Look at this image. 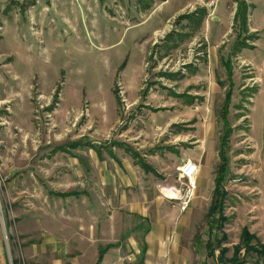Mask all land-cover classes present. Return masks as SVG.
Returning <instances> with one entry per match:
<instances>
[{
	"label": "rangeland",
	"instance_id": "1",
	"mask_svg": "<svg viewBox=\"0 0 264 264\" xmlns=\"http://www.w3.org/2000/svg\"><path fill=\"white\" fill-rule=\"evenodd\" d=\"M246 2L256 48L243 52L234 48L242 30L234 22L237 0H0V221L15 264H50L42 224L92 218L95 198L105 200L93 171L132 160L124 147L113 146L115 159L103 148L101 162L88 146L58 148L66 143L117 141L148 155L160 171L156 180L173 183L186 153L202 154L214 178L228 84L221 60L229 57L237 86L228 176L244 182L225 202L228 255L244 227L264 243V0ZM199 7L208 11L200 25L180 18ZM74 189L90 196L51 192ZM206 190L208 207L212 185ZM198 221L202 238L210 222L204 212ZM242 259L264 264L255 253L243 251Z\"/></svg>",
	"mask_w": 264,
	"mask_h": 264
},
{
	"label": "crops",
	"instance_id": "2",
	"mask_svg": "<svg viewBox=\"0 0 264 264\" xmlns=\"http://www.w3.org/2000/svg\"><path fill=\"white\" fill-rule=\"evenodd\" d=\"M247 34H250V32H247ZM247 34L245 33V36ZM249 43L254 45L251 42ZM234 48L236 51L243 49L244 52L246 51V48L251 47H240L238 44H235ZM255 48L256 47L254 45L252 49ZM221 61L226 69L228 79V84L222 83L223 86L227 87L225 100L228 90L232 88V103L234 99L235 87L237 86L233 62L230 57ZM228 67L232 69L231 77L229 76ZM245 86L246 85L241 86V89L246 88ZM260 87L261 88L258 92L257 98L261 97L260 93L263 92L261 84ZM172 95L176 97H184L187 95L189 98L188 102H193L195 99V96L190 95V93L174 92ZM172 122H175L174 117H172ZM93 143L97 145L101 144L96 142ZM83 147L85 146L79 148H69L66 152H71L72 149H81ZM88 147L95 150L99 160L104 162L105 157L103 155V148L102 152H98L97 149L90 146ZM104 149L108 151L112 159L117 158L115 152L113 151V146L111 148L104 147ZM124 149L126 150V148ZM131 149L134 150L133 148ZM176 149V147H170L169 150L171 152H178ZM134 151H138L154 170H146L143 168L140 164L136 163L131 152L126 151L131 156L132 160L130 161L128 158H125L120 165L122 169L114 167L116 169L113 171H106L103 167H99V169H95L93 171L102 179L103 188L102 184L100 185V188L103 190L102 193L105 196V200L100 199V202L97 197L95 198V200H97L101 205H97L96 208L99 209H92V218L79 220L69 218L50 219L42 224L44 226V244L46 246H50L52 249L51 253L46 252L44 254L47 260L50 259L48 263L232 264L230 262H223L220 260V250L218 248L213 250L212 253H209L208 247L206 246L209 240H214L216 237L220 238L222 234L225 233V225L229 221V218L224 224V227L220 229L218 226L220 223V212H216L213 215L211 213L214 201L217 172L214 178L211 177L210 172L208 175L207 173L205 174V167H207V165L203 162V155H190L189 153H186L184 157H190L191 160L198 162L200 164V171L196 177L197 188L195 197L192 199L189 208L186 211H181L177 200L166 198L160 193V189L158 190L157 188L158 184H163L168 187L176 186L179 182L177 181V183H173L169 176L164 178V180H156L154 176L159 175L160 173L156 165L151 162L149 157H146L148 155L145 153H141L138 149H135ZM81 161L84 163L86 162L85 159H82ZM118 161L121 163L120 159H118ZM182 162L183 160H181V162L176 161L172 168L175 169ZM86 166L88 167L89 165ZM228 175L229 174L227 173L226 179L223 182V189L227 193L225 202L227 201L230 188L238 185L231 184L229 182L231 177L238 175ZM210 184L212 185L213 196L209 206L206 207V188ZM72 191H76L77 194L59 196H75L77 198L82 195H85L86 197L90 196L87 189H83L82 191L74 189L69 191L51 192L57 194L56 192L63 193ZM93 195L95 197L94 193ZM225 202L223 212L227 216L225 212ZM203 212L208 217L210 223L208 232L202 238H199L198 236H195V233L199 222L198 217L202 215ZM124 216H129L130 220L127 221V218ZM240 241L241 236L239 242ZM227 243V241L224 242L223 246H228ZM235 244H233V246ZM217 250L219 251L218 253ZM243 251L244 250H242V252ZM242 252L240 254V260L236 264L242 263ZM48 253H50L51 256H49ZM233 253L234 249L232 247V254L228 255L227 253L226 256L231 257ZM125 257L128 258L125 259ZM0 264H15L14 259H10L1 221Z\"/></svg>",
	"mask_w": 264,
	"mask_h": 264
},
{
	"label": "trees",
	"instance_id": "3",
	"mask_svg": "<svg viewBox=\"0 0 264 264\" xmlns=\"http://www.w3.org/2000/svg\"><path fill=\"white\" fill-rule=\"evenodd\" d=\"M151 1V0H150ZM238 5L236 9L235 14V22H239L242 27V32L239 34L238 37V46L240 47H253L254 45L249 43V39L255 38L254 34H247L249 32L248 29V13H249V4L246 2V0H237ZM149 5H151V2L149 3L147 1L146 7L148 8ZM208 11L206 7H199L196 10L187 13L182 14L180 18H188L193 23L200 25L204 18L207 16ZM174 33V32H173ZM171 33L168 38H171L173 35ZM243 33H246V36H243ZM183 36V35H182ZM167 39V38H166ZM127 64V60L122 63L120 66V69H124ZM229 66V65H228ZM229 70V76L232 75V69L228 67ZM167 76H172V74H166ZM232 88H230L226 95V100L224 103V106L221 110V117L223 120V134L222 139L220 143L219 148V156H220V163L218 165L217 169V176H216V187H215V194H214V201L211 208L212 215L216 212H220V223L219 228L222 229L224 227V224L228 221V217L223 212L224 210V202L225 198L227 196L226 191L223 189V182L226 179L228 169H229V157H228V151L230 149L231 145V136L234 131V127L230 121L229 114H230V107H231V101H232ZM116 97L118 99V92L116 93ZM111 145H117L120 147L126 148V151L131 152L132 156L134 157L136 163L140 164L143 168L146 170H154L142 157V155L138 151L132 150L130 147H125L124 144L119 143L117 141L111 142L106 141L100 145H97L91 141H83V140H77L71 143H67L65 145H62L58 147L59 149H62L64 151H68L69 148H79L82 146H90L95 149H97L98 152H102V148H111L109 147ZM58 195L62 196H68L72 194H77L76 191L72 192H56ZM227 240V234L223 233L220 238H215L214 240H209L206 244L208 247L209 253H212L213 250L218 248L220 250V260L223 262H230L232 264H236L240 260V254L242 250H244L245 255H249L251 253H255L258 255L259 258L264 259V243L255 235L253 234L248 227H244L241 234V241L238 244H235L233 246L234 253L231 257H227V253L230 251V247L223 246V243ZM15 263V261H14Z\"/></svg>",
	"mask_w": 264,
	"mask_h": 264
},
{
	"label": "built area",
	"instance_id": "4",
	"mask_svg": "<svg viewBox=\"0 0 264 264\" xmlns=\"http://www.w3.org/2000/svg\"><path fill=\"white\" fill-rule=\"evenodd\" d=\"M199 171L200 164L188 159L185 163L179 166V184L176 186H163L161 188V192H165V196L178 201L181 211H186L189 208L192 199L195 197L197 188L196 177ZM229 182L231 184H240L244 182V178L242 176H233L229 179ZM166 192L168 195H166Z\"/></svg>",
	"mask_w": 264,
	"mask_h": 264
}]
</instances>
